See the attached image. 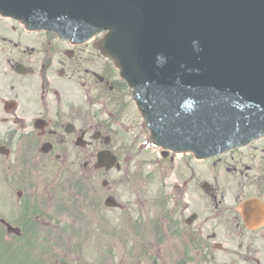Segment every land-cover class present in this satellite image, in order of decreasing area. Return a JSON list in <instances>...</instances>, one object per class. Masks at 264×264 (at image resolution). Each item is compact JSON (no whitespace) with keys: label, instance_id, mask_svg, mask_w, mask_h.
Returning <instances> with one entry per match:
<instances>
[{"label":"flooded vegetation","instance_id":"af4514ba","mask_svg":"<svg viewBox=\"0 0 264 264\" xmlns=\"http://www.w3.org/2000/svg\"><path fill=\"white\" fill-rule=\"evenodd\" d=\"M100 38L0 14V220L60 244L81 224L146 264H264V136L204 160L155 144Z\"/></svg>","mask_w":264,"mask_h":264},{"label":"water","instance_id":"95a60500","mask_svg":"<svg viewBox=\"0 0 264 264\" xmlns=\"http://www.w3.org/2000/svg\"><path fill=\"white\" fill-rule=\"evenodd\" d=\"M9 10L68 38L108 32L102 48L145 117L161 126L197 110L202 152L264 123V0H0Z\"/></svg>","mask_w":264,"mask_h":264},{"label":"rangeland","instance_id":"374dc122","mask_svg":"<svg viewBox=\"0 0 264 264\" xmlns=\"http://www.w3.org/2000/svg\"><path fill=\"white\" fill-rule=\"evenodd\" d=\"M1 191H3V188H0ZM6 206V201L0 200L1 217H4L2 212H4L3 209ZM113 219H115L113 214L107 213L106 222L114 224ZM80 225L78 226L79 228ZM73 233H76L73 240L71 239L72 246L75 247L74 250H71V252L45 253L35 248V236L26 237L24 240L12 238L11 240H7L0 231V264H48L50 262L52 264H62L64 262L68 264H126L124 261L135 254L138 258H141L142 263L145 261V255L140 253H126L122 250H115V245L118 242H116V239L110 233L104 237L101 235L100 237H90L83 234L82 229L78 231L75 229ZM68 235L70 234L68 233ZM51 244L54 245L53 240ZM82 245H89L91 247L96 245L99 250L85 251L79 248ZM94 248L96 247L94 246ZM105 249L112 251V253Z\"/></svg>","mask_w":264,"mask_h":264}]
</instances>
